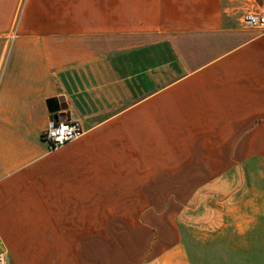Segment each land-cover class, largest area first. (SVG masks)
Wrapping results in <instances>:
<instances>
[{"label": "crops", "instance_id": "crops-1", "mask_svg": "<svg viewBox=\"0 0 264 264\" xmlns=\"http://www.w3.org/2000/svg\"><path fill=\"white\" fill-rule=\"evenodd\" d=\"M245 5L264 13V0H0L6 264H88L95 235L141 232L127 214L155 226L156 203L174 199L144 187L264 155V31L243 25ZM57 115L83 135L49 152L42 134ZM261 217L231 229L239 241L158 243L155 260L264 264Z\"/></svg>", "mask_w": 264, "mask_h": 264}, {"label": "rangeland", "instance_id": "rangeland-1", "mask_svg": "<svg viewBox=\"0 0 264 264\" xmlns=\"http://www.w3.org/2000/svg\"><path fill=\"white\" fill-rule=\"evenodd\" d=\"M243 9L242 17L248 11L255 12L248 5L243 6ZM254 125L256 128L257 123ZM259 141L260 137L258 143ZM256 142L257 139H254L253 143ZM237 156L243 165V168L238 170H190L189 180H174L176 183L190 182V185L144 187L145 190L152 192L153 196L168 194V197L174 198L173 201L156 203L161 214L157 218V224L149 227V218L132 217L127 214V222L131 224L135 221L136 225L145 226L140 227L141 232H128L137 228L127 226V232L122 233V227L111 226L110 233L95 235V249L88 252L87 256H83V261L87 259L85 261H89L88 264H158L156 256L162 252L158 249L160 247L158 243L178 241L196 245L200 241H239L231 238L233 236L230 232L233 227L262 225L264 155L239 152ZM201 177H205L206 182L216 181L221 184L194 185L193 182L202 181ZM146 205L148 203H127V206H130L128 209ZM246 238L242 240H247ZM100 241L106 244L109 242L110 249H101L103 243ZM185 252H189L196 261L197 247Z\"/></svg>", "mask_w": 264, "mask_h": 264}, {"label": "built area", "instance_id": "built-area-1", "mask_svg": "<svg viewBox=\"0 0 264 264\" xmlns=\"http://www.w3.org/2000/svg\"><path fill=\"white\" fill-rule=\"evenodd\" d=\"M242 23L245 27L257 28L264 31V13L248 11L243 15ZM82 135L83 130L77 120H51L47 129L42 134V140L47 143L48 151L53 152L76 141ZM6 262V254L0 241V264H6Z\"/></svg>", "mask_w": 264, "mask_h": 264}, {"label": "water", "instance_id": "water-1", "mask_svg": "<svg viewBox=\"0 0 264 264\" xmlns=\"http://www.w3.org/2000/svg\"><path fill=\"white\" fill-rule=\"evenodd\" d=\"M51 103H53V100H50V101L48 102L49 105H50ZM57 117H58V115L54 117V120H57Z\"/></svg>", "mask_w": 264, "mask_h": 264}]
</instances>
